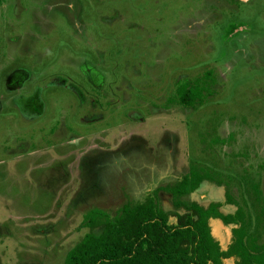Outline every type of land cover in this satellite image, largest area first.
Here are the masks:
<instances>
[{"label":"rangeland","instance_id":"374dc122","mask_svg":"<svg viewBox=\"0 0 264 264\" xmlns=\"http://www.w3.org/2000/svg\"><path fill=\"white\" fill-rule=\"evenodd\" d=\"M207 70L201 105L169 101ZM191 165L211 179L183 199L264 204V0H0V264H62L87 211Z\"/></svg>","mask_w":264,"mask_h":264},{"label":"trees","instance_id":"16d2710c","mask_svg":"<svg viewBox=\"0 0 264 264\" xmlns=\"http://www.w3.org/2000/svg\"><path fill=\"white\" fill-rule=\"evenodd\" d=\"M214 82L212 71L207 70L201 77L181 82L169 101L195 108ZM206 179H211L208 170L191 165L180 178L157 186L143 200L123 204L113 215L90 209L82 219L88 231L66 251L62 264H228L227 259L233 264H264V238L260 239L264 204L259 185L252 182L245 187L240 202L226 192V201L235 209L222 212L220 201L203 204L182 198ZM162 191L170 195L176 209L183 210L163 209ZM212 218L230 225L226 247L212 234Z\"/></svg>","mask_w":264,"mask_h":264}]
</instances>
